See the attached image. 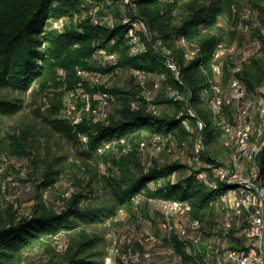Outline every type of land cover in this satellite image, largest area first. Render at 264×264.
I'll return each mask as SVG.
<instances>
[{"label": "trees", "instance_id": "trees-1", "mask_svg": "<svg viewBox=\"0 0 264 264\" xmlns=\"http://www.w3.org/2000/svg\"><path fill=\"white\" fill-rule=\"evenodd\" d=\"M224 17L226 25L221 23ZM242 21L247 32L242 30L240 37L255 43L248 54L231 48ZM136 22L144 28L135 27ZM222 47L225 52L217 58ZM190 51L195 54L189 56ZM217 62L222 64L219 73ZM83 71L110 76L126 72L128 77L124 84L92 86ZM236 78L245 98L264 86V0H0V88L39 97L52 90L41 117L79 153L69 164L60 157H55L56 165L52 159L47 163L38 184L42 192L28 213L2 202L0 182V264H105L109 250L103 226L115 223L124 211L140 228L153 200L159 204L154 208L156 224L163 223L165 203L173 200L191 204L187 225L199 221L191 231L187 226L185 236L161 227L159 236L179 256L177 264H218L226 250L245 249L247 239L240 231L247 216L237 224L227 197L240 182L217 173L226 158L234 163L224 128L234 119L224 118L235 106L224 104L217 111L212 103L223 95L217 87L227 94ZM81 81L92 94L100 93L103 103L92 99L96 119L86 111L79 121H68L60 116L64 93ZM23 107L20 98L0 97V120ZM33 129L27 124L9 134L11 154L35 157ZM199 135L206 149L200 164L193 150ZM156 137L166 140L164 149L176 143L185 159L161 162L155 153L145 154L146 141L154 143ZM255 158L257 180L264 188V144ZM91 161L105 166L99 184ZM67 166L89 175L88 187L69 196L57 190ZM75 177L85 180L84 175ZM44 188L52 189V198H44ZM226 217H233L229 227H223ZM119 248L126 256H117L120 264L159 263L148 262L146 254L140 259L126 254L141 249L139 237L132 235Z\"/></svg>", "mask_w": 264, "mask_h": 264}, {"label": "rangeland", "instance_id": "rangeland-1", "mask_svg": "<svg viewBox=\"0 0 264 264\" xmlns=\"http://www.w3.org/2000/svg\"><path fill=\"white\" fill-rule=\"evenodd\" d=\"M221 23L223 25L227 24L225 17L221 18ZM242 30L245 33L247 32V27L245 26L243 21L239 22L238 24V33L233 38L234 40L231 43V48L235 49V53L243 51L244 54H248L249 50L251 51V49L255 48V43L253 41H249V38L242 39L240 37V33L242 32ZM225 49L226 48L222 47L221 50L225 52ZM222 51L221 53H223ZM81 74L84 76L83 78L87 77L91 80V85L107 84L110 86L114 83L124 84L127 82L128 77L126 72H118L117 74L112 76H110L111 74L104 75L96 72L94 73L84 71ZM139 79L142 80V82L145 81V77H139ZM86 88L87 87L84 85V82L81 81L74 87V89H66L63 97L60 116L67 119L68 121L77 122L81 119L84 112L87 111L91 115L93 114L94 119L98 117V113L96 111V113L94 112L91 103L92 99H99L100 101H102V95L97 92L92 94V92L88 91ZM221 91L223 95L228 96L230 94V92L227 93V91H225V93L227 94H224L223 90ZM6 96L9 98L22 99L24 107L22 111L14 116L2 115L0 120V182L2 186V202H13L15 204V207H17L20 211L28 213L31 209V204L36 201L39 193L42 192L39 189L38 184L41 182L42 173L47 167V163L52 159V164L56 165L58 159H55V157H60L61 160L69 164V162L76 160L77 156H79V153L76 146L72 145L65 137H63L51 125L47 124L41 117V114L45 112L51 102V97L53 96L52 90L48 91L47 95L39 97L33 94L31 91L23 94L15 90L0 88V97ZM243 101H246V107H242V110L244 112H246L245 109L247 110V112L249 113V125L251 127L253 126L252 128H254L252 129V135L254 136L251 137L250 146L258 147L261 144L259 140L262 141V137L255 132L263 122V113H261V107L262 103L264 104V86L261 88L259 94L255 93L247 95V97L245 98V100L243 99ZM225 115L226 116L224 120L226 119V121H228V117L234 119L232 122H230L233 126V129H235V126L239 125L240 123L245 124V121H237L236 111H234L232 115L229 112H227ZM27 124H30L34 127V158L27 156L19 157L9 152V134L18 133L19 130L23 127H26ZM153 142L155 143L146 141V145L144 148L145 154L155 153V157L158 158V160H160L161 162L173 159H185V156L181 154L183 153V151H180L181 147H179L176 143L173 142L171 143V148L164 149L166 140ZM142 145H144V143H142ZM215 146L218 150L222 148L220 144H217ZM229 146L233 147L232 155L235 154V147L231 144H229ZM188 161L192 162L194 160L192 158H189ZM226 161L227 163H231L230 158H226ZM91 164L95 165V167L98 168V178L95 179V183L99 184V181L97 180L102 178V175L105 172V166L103 163L96 164L94 161H91ZM243 165H246V162H243ZM75 175L81 177H83L84 175L85 180L79 181L76 179ZM88 180L89 175H86L85 172L79 170L77 167H75L74 170H70L69 166H67L65 171L61 174L60 180L58 181L59 188L57 190L60 194H63L64 192L63 195L69 196L71 192H73L74 190H78V188L84 189L85 187H88ZM85 190L87 192V189ZM43 192L44 198L53 197L52 189L44 188ZM158 205L155 200L152 201V208L149 211V216H142V223L140 225V228L137 227L138 221L132 219L131 214L124 211L121 212L115 223H107L103 226V235L105 236L104 246L106 250H109L110 264H120L117 260V256L119 255L122 259L126 260V256H124L125 252H122L121 248H119V253L117 255H114L112 253L111 246L113 239H110L111 237L116 235V238L119 240V244L125 240L129 241L131 239V234H124L127 232H131L133 237H139V240L141 241V249L135 248V251H129L128 253H126L130 256V258L140 259L145 254H149L147 256L148 258H150L148 259V262L155 261L158 263L159 261L158 264H169L170 261L173 260V264H177L179 256L176 255V252H171V250L173 249H171L170 246H167V244L163 242L161 235L159 236V234H161L160 229L161 227L163 228L162 220L160 224L159 222L158 224L154 222V218H156L154 208H156V206ZM229 205L232 208V200L229 202ZM161 206H163V200L161 201ZM229 219H227V221ZM235 220L237 221V219ZM225 226L227 227V225ZM152 235L157 236L156 241H153L151 239ZM228 250H226L225 253L219 257L218 264H231L229 258L227 257ZM169 254L172 255L169 256ZM105 264H108V257L106 258Z\"/></svg>", "mask_w": 264, "mask_h": 264}, {"label": "bare ground", "instance_id": "bare-ground-1", "mask_svg": "<svg viewBox=\"0 0 264 264\" xmlns=\"http://www.w3.org/2000/svg\"><path fill=\"white\" fill-rule=\"evenodd\" d=\"M124 1L127 2L129 0H124ZM133 24L135 27H141V28L142 27L144 28V25H145L144 23H137V22L133 23ZM133 31H134V29L131 30V33H133ZM194 54H195V51L189 52V56H193ZM220 54H221V51L218 53L217 58H219ZM170 66L174 72H176V73L178 72V66L176 65V63L174 64L173 62H171ZM214 68L219 73L222 71V64L220 62H217V63H215ZM137 73L140 75L141 78L144 77V75L140 71H138ZM235 80L236 79H233V81L231 83V91H230V94L228 96H226V95L223 96L220 94V95H217L213 99V101H212L213 106H214L213 108H215L217 111H221V106H224V104H231L232 97L235 94V86H234ZM238 85H239V90H241L243 95L245 96V89L242 86L241 81H239V80H238ZM156 86H159V83H156ZM217 89H218L217 90L218 92H222L220 87H217ZM169 92H170V94H173V95L175 94L174 90L170 89ZM242 102H243L242 107L243 108L246 107L245 106L246 101H242ZM245 111L247 112L246 109H245ZM191 113L194 114L192 111H191ZM261 113H263V122L261 123V125L259 124L260 127L258 128V130L256 132H255L256 129L254 130L255 133H258L259 136L262 137V141L259 140V142H261V144L259 146L257 145L258 147L250 146L251 137L254 136V135H252V129H254V128H252L253 126L251 127L248 124V129H245V124L240 123L239 125L235 126L236 127L235 129H233V126L231 125V123H227L226 130L229 134L227 144L233 145L235 147L234 150H236V153L234 152L235 154H233L234 162H238L239 157L243 156V157L249 158L250 164H256L255 156L264 144V104L263 103H262V107H261ZM203 126H204V123L201 120H198L199 129H202ZM194 145H195V148H194L195 158L194 159L201 162L200 156L204 152V150L206 151L204 139L201 135H199L197 137ZM255 145H256V142H255ZM220 167H226V165H222ZM257 172H258V168H257V164H256V182L257 183H255V181H252L249 179H231L228 175V170H223L222 168H219V167L217 169V173L221 179L237 180L240 182L241 186L239 188L237 187L236 189H234L235 198H234L233 203H232V208L234 210V213H233L234 214V220L237 219V221L235 220L237 222V224L242 223L241 221L243 218L241 219V210H239V202L236 201V192H244V193H247L248 195H253L255 208H262V205H263L262 190L264 191V188L260 184V182L257 180ZM175 201H178L177 202V210H184V219L186 217L187 212L191 209V204L187 201L173 200V201L168 202V203L166 202L165 203V210H164L165 219H164L162 225H163V228L166 230V232H168V234L172 233L174 231H177L181 236H185L188 233V227H187L188 225L184 222V219L177 217L174 210H171L172 209V203H175ZM185 204L187 206L186 209H185ZM232 218H230L227 221V224H226L227 227H229L231 225L232 220H233ZM238 219H239V221H238ZM240 219H241V221H240ZM198 225H199V221L193 220L192 226L195 227ZM244 231H245V227H243L240 231L242 235H244ZM119 245H120L119 240L117 238L113 239L111 251L114 255H117L119 253ZM245 249H246V254H253V246H248V239H247ZM230 250L231 249H229L227 251V257L230 259L231 264H240L239 259L241 257V251L233 250V251L229 252ZM262 251L264 252V231H263ZM148 255L149 254H146V256H148Z\"/></svg>", "mask_w": 264, "mask_h": 264}, {"label": "built area", "instance_id": "built-area-1", "mask_svg": "<svg viewBox=\"0 0 264 264\" xmlns=\"http://www.w3.org/2000/svg\"><path fill=\"white\" fill-rule=\"evenodd\" d=\"M113 57V56H112ZM174 63V62H173ZM175 64V63H174ZM235 94L232 97L231 105L235 106V111L237 113V121H245V129H248L249 119L248 112L242 110V101L245 98L242 91L239 90L238 78L235 80ZM151 95L150 90L148 91ZM221 98V97H220ZM224 106H221V111ZM227 124H224L226 128ZM246 138V137H245ZM160 138L156 137L154 141H159ZM246 162V165H243ZM193 162V161H192ZM200 164V161H195ZM223 170H228V175L231 179H249L256 182V164H249L248 157H239L238 162L226 163V167H219ZM263 205L262 208H255L254 196L248 195L244 192H236V201L239 202V210H241V217L247 216L248 223L245 224L244 238L248 239V246H253V254H246V249H234L232 248L229 252L233 250H241V257L239 259L240 264H264V252L262 251L263 243V231H264V191L262 190ZM177 202L172 203V209L176 213L177 217L184 219V210H177ZM187 208L185 204V209ZM185 220V219H184ZM192 222H189L190 231L192 230ZM227 224V217L223 222V227ZM124 234H131L127 232ZM116 239V235L112 237ZM151 239L154 241L155 237L152 235ZM147 258V257H145ZM150 259V258H147ZM108 264H110V257L108 256Z\"/></svg>", "mask_w": 264, "mask_h": 264}, {"label": "crops", "instance_id": "crops-1", "mask_svg": "<svg viewBox=\"0 0 264 264\" xmlns=\"http://www.w3.org/2000/svg\"><path fill=\"white\" fill-rule=\"evenodd\" d=\"M243 161H244V160H242V162H243ZM244 163H245V162H244ZM227 197H229V200H230V201L232 200V203H233V200H234V198H235L234 190L229 191L228 194H227Z\"/></svg>", "mask_w": 264, "mask_h": 264}]
</instances>
